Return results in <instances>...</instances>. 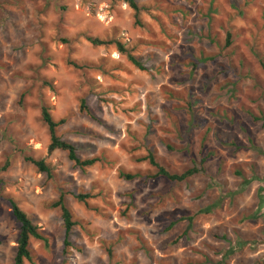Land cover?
Instances as JSON below:
<instances>
[{
  "label": "rangeland",
  "instance_id": "obj_1",
  "mask_svg": "<svg viewBox=\"0 0 264 264\" xmlns=\"http://www.w3.org/2000/svg\"><path fill=\"white\" fill-rule=\"evenodd\" d=\"M136 2L0 0V264L17 235L8 199L46 241L22 264H264V0ZM41 104L95 162L46 151ZM148 152L174 173L206 159L173 182L137 160Z\"/></svg>",
  "mask_w": 264,
  "mask_h": 264
},
{
  "label": "trees",
  "instance_id": "obj_2",
  "mask_svg": "<svg viewBox=\"0 0 264 264\" xmlns=\"http://www.w3.org/2000/svg\"><path fill=\"white\" fill-rule=\"evenodd\" d=\"M115 1H122L127 5L128 8H130L134 14L139 10V7L137 5L136 0H115ZM86 41L92 45V46H99L103 44H113L116 49L121 53H126L127 60L137 69L144 70L142 65L136 58L127 53L124 47L118 42L114 40H102L98 39L96 37L87 36L85 37ZM229 44V34L226 33L225 35V45ZM261 69L264 71V64L260 63ZM80 108H84V106L80 105ZM40 119L44 123L47 129L48 133V143L46 145V151L51 152L53 150H60L63 151L66 155V158L68 161L73 163L75 166L81 168L85 166L91 165L93 162H95V159H80L74 150L73 145L60 138L56 135L55 130L56 127L64 122V119H59L57 121H54L51 118V115L49 113V107H47L44 104H41L40 106ZM206 159V156H201L198 159L197 164H193L191 167L181 171L180 173H174V172H168L163 167L158 165L153 158V155L151 153H147L145 156L140 157L137 159L138 161L146 160L149 165L155 168L154 176H160L168 181L173 182H181L186 180L188 177L202 172V163H204ZM24 160L29 162L33 165V167L38 171L42 172L45 175H49V168L48 166L43 162L42 159H32L30 157H24ZM238 176L239 173H236ZM125 179H131V175L125 174L123 175ZM242 184H247V180H242ZM75 200L82 201L86 196L81 194H71ZM260 201V200H259ZM10 208V214L14 220V222L17 225V235L15 239V246H14V252L12 256V264H22L23 261H29L30 260V251L28 249V241L30 238L40 240L43 243H45L44 237L41 235L39 228L32 223L31 219L16 205V203L12 199L7 200ZM52 207H57L60 212V218L62 220V227H63V239H62V245L68 246V236L70 229L73 225V222L71 221V215L69 210L65 207L63 204V193H59L57 196V199L55 202L52 203ZM188 224H190L191 217L186 218Z\"/></svg>",
  "mask_w": 264,
  "mask_h": 264
}]
</instances>
